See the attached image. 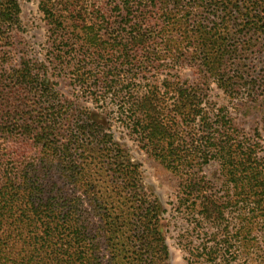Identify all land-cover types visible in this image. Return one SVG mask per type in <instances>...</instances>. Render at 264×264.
<instances>
[{
    "label": "trees",
    "instance_id": "16d2710c",
    "mask_svg": "<svg viewBox=\"0 0 264 264\" xmlns=\"http://www.w3.org/2000/svg\"><path fill=\"white\" fill-rule=\"evenodd\" d=\"M107 6L39 0L49 63L69 64L94 103L109 97L108 122L174 176L186 264H264L260 133L247 138L208 94L212 83L226 94L260 85L244 80L240 64L264 41V0ZM19 14L17 0H0V43L14 39ZM6 60L0 52V264H168L161 205L140 188L139 166L111 125L61 102L44 84V64L22 60L8 72ZM165 60L174 74L142 79Z\"/></svg>",
    "mask_w": 264,
    "mask_h": 264
},
{
    "label": "rangeland",
    "instance_id": "374dc122",
    "mask_svg": "<svg viewBox=\"0 0 264 264\" xmlns=\"http://www.w3.org/2000/svg\"><path fill=\"white\" fill-rule=\"evenodd\" d=\"M20 6V29L14 33V39L11 43H0L1 55H5L7 60L2 65L6 71L10 72L17 68L22 60L32 64H44L46 73L43 76L44 84L51 88L58 96L61 102L70 101L79 108L81 112H88L92 121L103 123L108 128L111 123L107 116H112L111 111L115 108V103L107 97L105 103H94L86 90L74 79L75 70L67 65L55 67L48 60L52 48L46 37V25L43 21V15L38 10L39 0H17ZM86 5L101 7L104 11L108 9L107 0H86ZM94 7V8H95ZM169 60H165L163 66L157 73L146 74L142 79H149L155 84H159L168 74H174L177 67L173 70L169 65ZM241 75L246 82L257 80L260 82L258 87L248 92L247 87L238 88L233 94L223 93L216 88L215 84L210 85L209 100L218 107L227 108L231 117L234 119L236 127L241 130L247 138H252L254 131L258 130L260 138L259 156H264V41L260 40L258 45L251 51L245 52L241 60ZM181 76L191 80L193 78V69L190 67L178 68ZM234 77V76H233ZM100 92V89H94ZM250 95V96H249ZM110 130L114 139L121 145L132 162L138 164L141 176L140 188L153 200L161 205L163 210L161 214L162 235L168 247V264H186V253L180 245V234H182L186 225L177 212L174 211L172 200L176 181L174 176L157 161L139 148L133 137H129L127 132L119 125L113 122ZM2 141L0 140V143ZM9 147L15 151L19 148L18 144L10 143ZM206 174L216 170L214 164L203 168ZM212 180V179H211ZM218 190L221 186L219 182L214 181ZM257 238V232L253 235ZM260 240H262L259 237ZM238 264V263H236Z\"/></svg>",
    "mask_w": 264,
    "mask_h": 264
}]
</instances>
